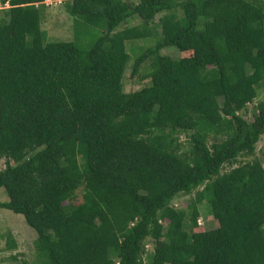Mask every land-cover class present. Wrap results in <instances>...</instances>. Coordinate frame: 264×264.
Returning a JSON list of instances; mask_svg holds the SVG:
<instances>
[{
  "label": "trees",
  "instance_id": "trees-1",
  "mask_svg": "<svg viewBox=\"0 0 264 264\" xmlns=\"http://www.w3.org/2000/svg\"><path fill=\"white\" fill-rule=\"evenodd\" d=\"M44 2L0 10V210L35 232V263L264 264V99L244 118L264 0H64L76 35L101 32L85 50L47 39ZM149 37L125 92L127 45ZM201 204L216 226L195 231Z\"/></svg>",
  "mask_w": 264,
  "mask_h": 264
},
{
  "label": "rangeland",
  "instance_id": "rangeland-1",
  "mask_svg": "<svg viewBox=\"0 0 264 264\" xmlns=\"http://www.w3.org/2000/svg\"><path fill=\"white\" fill-rule=\"evenodd\" d=\"M44 6L45 8L42 12L43 17L41 22V29L45 32L47 39L54 40L52 42H74L77 46H79V48L85 50L101 33L99 29H91L86 26L84 27L86 31H82V29L79 28V32L76 35V30H73L72 27V18L67 14L65 10L64 0H46L44 2ZM3 8H9V6L3 7L0 4V9ZM138 24L139 20L133 19L128 22L127 26H135ZM123 28L124 25L121 24L119 26V29ZM136 41L137 42H134L131 45L127 44H130L132 41L125 42V46L127 45L128 52L131 56L123 76V87L125 92L136 91L137 89L145 85L144 81L141 82L138 80V75L135 77H130L131 68L134 58L144 49L151 46L155 39L149 37ZM138 47L141 48L138 49ZM131 48L133 49V51L131 50ZM136 48L137 50L134 52V49ZM161 53L173 59L181 56V52L173 47H169L161 51ZM147 68L148 62H146L139 70V77L147 74ZM260 93H262L261 96H259V98H257L254 103L247 106V113H245L244 115V118L247 121L252 120L251 114L255 112L256 105L260 100L264 99V92ZM180 140L185 141L183 136L180 137ZM33 152H29L28 155L33 154ZM254 157L264 160V135L261 136L260 140L256 144ZM245 160L239 159L238 161L243 162ZM3 163L4 161L1 160L0 169L3 167ZM78 195L80 196L79 192ZM191 197L192 195H180L172 202V204L175 207L184 208L186 207L187 201ZM6 200L7 196L5 192L0 189V201ZM197 220L199 226L197 225L198 227L195 231L209 230L216 226L214 220L210 215V209L206 205H199V217ZM8 236H11V238L15 242L14 249L10 250L7 248L6 241L8 239ZM35 238V232L27 226L21 215L14 214L8 210H0V264H36L34 253ZM146 243L147 251L151 252L153 249L152 243ZM147 261V258H145V264H147Z\"/></svg>",
  "mask_w": 264,
  "mask_h": 264
},
{
  "label": "built area",
  "instance_id": "built-area-1",
  "mask_svg": "<svg viewBox=\"0 0 264 264\" xmlns=\"http://www.w3.org/2000/svg\"><path fill=\"white\" fill-rule=\"evenodd\" d=\"M46 1V0H45ZM0 4L3 6V7H5V6H7L8 7V4L7 3H4V4H2L1 2H0ZM4 9V8H3ZM3 9H0V10H3ZM6 9V8H5Z\"/></svg>",
  "mask_w": 264,
  "mask_h": 264
}]
</instances>
